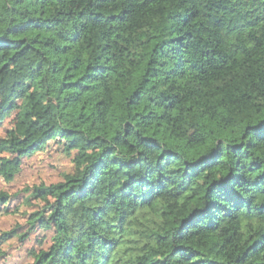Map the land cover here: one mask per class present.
Segmentation results:
<instances>
[{
  "label": "trees",
  "instance_id": "trees-1",
  "mask_svg": "<svg viewBox=\"0 0 264 264\" xmlns=\"http://www.w3.org/2000/svg\"><path fill=\"white\" fill-rule=\"evenodd\" d=\"M15 109L3 178L77 151L29 264H264V0H0Z\"/></svg>",
  "mask_w": 264,
  "mask_h": 264
},
{
  "label": "rangeland",
  "instance_id": "rangeland-1",
  "mask_svg": "<svg viewBox=\"0 0 264 264\" xmlns=\"http://www.w3.org/2000/svg\"><path fill=\"white\" fill-rule=\"evenodd\" d=\"M17 114L15 109L0 123V139L14 127ZM76 155L77 151L67 149L63 140H51L25 155L11 178L0 175V191L9 196L7 202H0V264L32 263L41 250L50 247L54 230L44 229L38 220L45 202L35 188L70 177L77 167ZM26 232L30 235L23 239Z\"/></svg>",
  "mask_w": 264,
  "mask_h": 264
}]
</instances>
